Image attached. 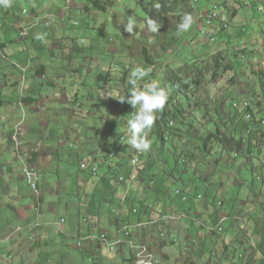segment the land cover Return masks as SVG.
I'll list each match as a JSON object with an SVG mask.
<instances>
[{"label": "rangeland", "instance_id": "1", "mask_svg": "<svg viewBox=\"0 0 264 264\" xmlns=\"http://www.w3.org/2000/svg\"><path fill=\"white\" fill-rule=\"evenodd\" d=\"M92 1L94 0H11L9 8L5 9L0 6V45L5 44L4 48H0V102H4V105L0 107V112L3 114L5 110H15L17 107L22 95V86H14L13 83L18 79L21 85L20 75L22 74L32 75V78L28 79L27 83L25 82L27 86L41 92L44 91V81L36 74L37 67L45 66L48 79L61 85L57 93L58 99L53 103L50 101L48 104L50 108L55 105V109H59L60 114L58 115L54 111L45 114V117L50 119L46 136L49 137L56 133L55 139L49 141L50 148L61 152L60 157L55 156L54 160H50L49 163L55 165L57 171L52 173L48 170L47 173L40 174L41 183L46 191L59 184V194L46 195V203L50 202L51 205H38L34 209L31 190L26 181L24 180V183L23 179L19 178L25 198L21 196L18 198L20 203H17L20 207L32 206L28 214L33 219L34 228L30 227L28 233L32 234L30 235L32 239L29 237L28 242L40 240L39 235L35 234L39 230L38 227L44 222L51 244L48 251L44 255H40L37 262L34 260V256L29 254L27 260H16L13 264H99V260L92 262L76 251L81 236L93 238L89 245L98 249L99 255L97 256L100 257L102 264H122L117 253L111 252L104 246L99 247L100 241L97 238H99L101 229L97 227L98 225L90 228L86 226L83 229L86 233L75 234L78 224L72 226L68 222V211H71L76 203L80 202L75 197L78 194L80 182L81 180L88 182L85 177L89 174L80 172V165L82 162L91 164L94 160L90 156L85 157V154L80 152L82 146L80 141L65 137L70 132L74 138L79 131L82 133V139L94 140V143H97L93 145V148L99 149V157L105 155L109 149H113L117 145L120 146L119 142L123 145L125 142L122 140L121 134L129 139L128 120L136 112V109L127 103L132 88L128 79L131 71L136 67H143L148 71V76L138 81V86L143 87L145 83L155 80L160 83L161 87L170 89V95L163 110L157 114L158 118L153 128L148 133L152 146L149 151L144 152L143 166L149 169V172L146 173V181H149L150 185L146 188L144 184L132 186L131 195L137 196L134 208L141 209L140 203L148 202L157 208L154 214H165L164 204L153 203L157 195L155 193L148 194L153 192L152 190L156 187L157 193L163 192L164 196V192H166V197H170L173 203L184 211L202 212V206L205 205V210L208 206L210 210L203 211V213L208 218L209 213L214 212L213 226L217 224L220 213H229L232 218L241 217L246 220L248 228L252 232L250 224L256 226L255 229L259 232L254 235L257 234L258 243L263 245L264 238L261 240L259 236L264 232V197L262 198L264 195V174L259 175V180H256L255 172L259 164L264 169V140L259 139L257 143L256 159L260 161L258 164L253 160V157H248L245 161V158L240 156L235 163L229 164L228 162L224 166L221 162L223 163L222 158L226 157L227 151H223L224 148L216 141H213L208 147L212 148L209 150V154L202 153L200 148L206 135L215 131L213 122L222 126L220 120L229 121V117L223 114L220 115L219 120L216 119V116L211 115L214 113L213 109L216 104L223 100L224 95H228L227 112L234 114L230 106L232 102L238 101L239 93H242L245 88L254 85L246 79V74L250 70L256 72L254 58L238 59L237 57L243 52V46L250 51L259 48L256 43L262 33V27H264L261 25L263 17L257 12L255 14L253 10L244 11L246 14H239L233 20V26L230 29L218 34L216 44H209L205 35L201 32L197 35L196 31L200 30L199 25L203 14V11L200 10L208 7L212 0H198L191 28L184 32L180 31V34L172 31V28L175 27V18H170L169 25L160 27L158 33L150 32L144 21L145 14L141 7L137 6V2L139 3L140 0H99L103 4L108 2L106 13L96 10ZM144 2L147 5L148 0H144ZM238 11L239 8L232 9V13ZM178 15L184 16L180 11H178ZM129 17H134L136 20L132 34L123 30ZM24 33L25 36L22 35ZM146 48L152 55V64L145 61L143 52ZM263 53L264 50L261 51V57H264ZM218 54H222L225 62L242 64L241 67L237 65V73H228L214 82L212 63L213 57ZM205 69L203 86L195 92L196 97L193 96L192 103H196L197 98L200 97L203 105L207 104L208 107L203 106L202 109L191 106L189 108L180 95L171 90L169 85L165 86L166 83L168 84L167 73L181 71L184 73L182 76L185 74L196 76L197 71ZM11 72H15L14 75L17 78L11 75ZM232 75L234 80L231 81L229 78ZM62 91L67 94L68 101L66 98L64 100L65 96ZM50 92L53 93V90ZM120 97H125V102L118 101ZM253 103L256 106L259 104L255 97ZM176 108L186 110H183L181 115L185 124L169 118L168 121H173L175 125L172 126L169 123V128H164L165 126L159 119L162 112L165 110L176 111ZM92 109L95 116H87L86 114ZM17 110L20 111L19 108ZM257 111V118L263 119L264 107ZM168 113L172 115L171 112L168 111ZM207 113L210 117H207ZM18 114L20 115V113ZM26 114L32 117L31 113L26 112ZM260 114L263 117H260ZM31 117H28V120L34 121L35 124L36 120ZM54 118L58 119V122L55 123ZM261 125L264 127V120ZM32 127H35L32 131L34 140L38 139L40 135L35 136L40 131L37 125ZM72 127L73 129H70ZM161 135L164 136L163 141L160 138ZM106 139L111 141L106 142ZM19 140L24 141L20 136ZM11 142L13 151L15 142ZM58 142L63 144L61 150L58 148ZM0 145L8 151V141L2 140ZM128 146L130 145L128 144ZM130 149L131 152L136 151L131 146ZM1 151L0 149V153ZM12 158L10 153L0 156V161H7L6 165L9 168H16L18 175L23 176L24 167L22 164L18 167L17 163L11 160ZM94 166L98 168V176L101 178L106 173V168L102 163H97ZM210 172L215 173L210 176ZM220 173L224 174L225 188L228 192L225 198L226 204L221 209L216 207V200L218 202L222 199L219 189ZM204 174H206L205 177ZM170 175H174L177 179L174 180V177L171 179ZM151 176L156 181L155 185L153 182L150 183ZM109 177L107 183L99 179L90 181L89 186L91 190L89 200L95 199L99 206L103 205L101 201L104 199L111 203L109 213L102 211L104 217H113L112 211H119L120 203L117 198L123 197L126 191L118 190L113 173ZM16 182L17 179L13 180V183ZM206 183L214 184L211 185L209 191L205 187ZM217 183L218 185H216ZM176 190L183 191L189 199L188 202L184 203L181 198L176 196ZM199 196L203 198L207 196L208 199L199 200ZM130 198L131 196L128 199L127 207ZM39 207L45 216H38ZM52 207H55V217L50 212ZM127 207L123 210L125 211ZM88 208L89 210L87 208L84 210H93L90 203ZM74 212L84 214V211L80 209H75ZM87 215L92 217L91 213ZM168 218V224L181 221L180 218L179 221H176L172 216ZM31 219L28 221L31 222ZM63 220H67V223H63ZM191 222H193L192 218L187 222L192 227ZM261 222L263 223L261 224ZM3 223L0 220V225ZM229 224L228 222L225 228H228ZM24 225L22 223L20 226L24 227ZM64 225L71 229L68 231L70 238L60 235ZM10 228L14 229V227ZM200 228V226L194 228L193 240H189V236L183 232L184 229L179 227L177 230L178 242L171 246L160 245L157 250L150 246V250L157 256L159 254L161 256L163 251V254L168 257L164 264H195L197 258L194 256V249L197 246L199 249L197 256H200V261L211 260L213 264H218L221 260L220 263H225V260L221 258L224 253L221 254L220 247L225 243L223 237L226 240L227 236L225 234L222 236L208 235ZM200 230L203 234H200L201 241L198 238ZM235 230L231 233L232 236L235 239H239L241 236L243 239L242 231L237 228ZM156 233L163 232L157 229ZM184 235L188 241L185 240ZM235 252L237 255L238 251ZM66 254L71 255L68 262L64 260ZM0 255L4 256V253L0 252ZM124 260L126 264H129L125 256ZM227 261L231 262V260Z\"/></svg>", "mask_w": 264, "mask_h": 264}, {"label": "crops", "instance_id": "2", "mask_svg": "<svg viewBox=\"0 0 264 264\" xmlns=\"http://www.w3.org/2000/svg\"><path fill=\"white\" fill-rule=\"evenodd\" d=\"M40 68V67H38ZM15 72H11L10 74L13 75L15 78H17L14 75ZM9 75V74H7ZM24 75V74H23ZM23 75L21 76V85H20V81L17 79V81H15L13 83L14 86H22V91H21V99L20 101L17 103V107L15 108V110L12 109H8L4 111V113L2 114L0 112V141H8L9 146H8V151H6V149H3L2 146L0 145V149L2 150L0 153V156L3 155H8V154H12V159L14 160V154L12 151V147H13V143L12 141V137L15 134V132L19 131V136L22 138V140H24V144H25V148L27 150H30L33 152V163L36 165L38 172L41 173H47L48 170L50 172H55L57 171L55 168V165L49 164L50 160H54L55 156H59L61 152L59 151H54L50 148V144L49 141L53 140V138L55 139L56 133L51 134L49 137L46 136L47 131H48V120L47 117H45V114L49 113V112H53L56 114H60L59 113V109H55V105L50 106L48 105L50 101H52V103L57 99L55 97V95L59 92L61 85L58 82L55 81H51L49 80L48 82H44L43 87L45 88L44 91H38L35 90L33 88H30V86H27L26 83L28 82V79L32 78V75L26 74V79L27 82L25 83V81L23 82ZM25 83V85H24ZM53 90V93H51L50 91ZM64 93V100L66 98V101H68V97L67 94L65 93V91H62ZM52 94H54V96H52ZM65 102V101H62ZM8 104V103H6ZM4 105V102H0V107H2ZM17 108L20 109V111L17 110ZM1 111V110H0ZM27 113H31L32 117H34V119L36 120V123L34 124V121H29L28 117H31L29 115L26 114ZM20 113V115L18 114ZM87 116H95V113L93 112V109L90 110L89 113L86 114ZM31 117V118H32ZM29 121V122H28ZM55 123L58 122V119L54 118ZM37 125V128L39 129V133L35 136L39 138L34 140L32 131L33 128L32 126ZM39 126V127H38ZM19 128V130H18ZM70 129H73L70 128ZM82 133H80L79 131H77V135L73 138L71 133H67L65 138H72L75 139L77 141H80V143L82 144L81 148H80V152L82 154H85L84 156H90L91 159L95 160H99V158L102 157V155L99 157V152H98V148L95 147L93 148V145L97 144L96 142L94 143V140H90V139H82ZM113 139V138H112ZM115 139V138H114ZM33 140V141H31ZM105 140V139H104ZM110 139H106V142H110ZM112 141H116V140H112ZM66 143V142H65ZM63 146V144H59L58 142V148L59 150H61V147ZM14 150V149H13ZM123 151V150H122ZM16 162V161H15ZM7 161H0V220H2L4 223L2 225H0V252L4 253V256L0 255V263L1 264H13L16 260H22L25 261L27 260V258H29V254H32L31 256H34V260L37 262L38 259L40 258V255H44L45 252L48 251L49 247H50V242L48 239L49 236V232L47 230H45L46 224L44 222L41 223V225L38 227L39 230L36 231L35 235H39L40 240L38 241H31L28 242V238L31 237L29 234V230L30 227H32V229L34 228L33 225V219H31V217L29 216L28 212L29 210L32 209V206H27L24 205L22 207L18 206L17 203H20V201L18 200V198H21V196H23V198H25L24 193L22 192V189L20 187V182H19V178L23 179L24 181V177L22 175H18V172L16 170V168H9L6 165ZM18 167L20 166L18 162H16ZM221 164H223L221 162ZM6 168V169H5ZM82 173H87L89 174L88 176L86 175L85 178H87L88 182L85 180H81V184L79 186V191L78 194L75 195V197L77 199L80 200V202L76 203V206H74L75 209H80L84 211V214H77L74 212V210L72 209L71 211H68V222L71 223L72 226H76L78 224L77 227V231L76 233H81V232H85L83 229L87 226L88 228L90 227H94L95 225H98L97 227L100 229H107V230H111L112 228V222L109 221L108 217H104L102 216L103 213L99 214L101 211H103L105 208H109V204L110 201H105L103 202V205H101L99 207V205H97V203H93L95 200L91 199L89 200V196H90V181H98V178H94L90 173L88 172H83L80 171ZM217 172V171H216ZM213 173L215 172H210V176L213 175ZM224 173V172H223ZM220 173V180L221 183L220 184V191H221V196L223 198H226L227 195V190L225 188V179H224V174ZM206 176V174H204V177ZM14 178V179H13ZM170 178L172 179V177L170 176ZM177 178V177H176ZM17 179L16 183H13V180ZM210 179V177H209ZM175 180V179H174ZM210 181V180H209ZM204 182V181H203ZM25 183V181H24ZM88 183V184H87ZM17 184V185H16ZM211 185H214L212 183H206L205 187L208 189V191L210 190ZM218 185V183L216 184ZM157 189V188H156ZM41 190H42V194H43V201L37 200L36 198H34L32 195L31 197L34 200V206L33 208L36 209V206H38L39 204L41 205H51L50 202L46 203V195H50L53 193L59 194L60 191V185L56 184L54 188L52 189H48L46 191V188L44 187V185H41ZM153 192H149L148 194H152L155 193L156 196V201L158 200L159 204H164L165 208L169 207V206H176L173 201L170 199V197H166L165 194L163 196V192H155L154 190H152ZM165 193V192H164ZM119 200V198H118ZM164 200V201H162ZM90 201V202H89ZM89 203L92 205L93 210L91 211H86L84 210L85 208H88ZM107 204V205H105ZM148 202L145 204L147 205ZM153 205V204H152ZM101 208L100 212L99 209ZM205 208V205L202 206V212L200 211H196L195 213H192L191 210H189L190 214L192 215L193 218H199L198 220H202L203 223L208 224L211 226V224H213L214 222V217L210 216L209 213V217L206 218L205 214L203 213ZM103 209V210H102ZM154 209L156 210L157 208L154 207ZM182 210V209H180ZM207 210V209H206ZM183 211V210H182ZM50 212L52 213V216H56V212H55V207H52ZM205 212V211H204ZM88 213H91V218L87 215ZM45 216V214H43V211H41L38 216ZM208 215V214H207ZM87 217V218H85ZM176 221H179V217L177 216H172ZM220 216H218L219 218ZM13 218V219H12ZM42 218V217H41ZM84 219V221L82 222V220ZM31 219V222H29L28 220ZM169 219V218H168ZM87 220V221H86ZM90 220V221H88ZM193 221V220H192ZM219 221V219H218ZM188 221H180V222H172L171 224H169L167 227L165 226L162 231L166 234V240L167 242H164L161 238H158V236H155V233L153 232H148L147 230L145 231H139V234L143 237V235L146 238V240L150 241L152 243V246L154 247L155 250L159 249L160 245L164 246L165 244H167L168 246H171L172 244L176 243L179 241V237H178V233L177 230L179 229V227H182L184 229V233H186L187 236H189V240H193L192 237V232L194 230L195 227L200 226L198 225L195 221L191 222L193 224V226L191 227V224L187 223ZM25 224L24 227H21V224ZM67 223V220H66ZM244 224V225H243ZM238 223L236 224L235 222H230L229 227L226 228V233L225 235L227 236V239L225 240L223 237V242H225L224 244H222L221 248V254L224 253V255L222 254L221 258L222 260H225V263H220L221 260H219L218 264H248L249 262H252L253 260L251 259V256H249V258L247 259H243V260H239L236 252L238 251L240 252L243 242L244 245H248L251 244L246 236V231L249 230L248 227H246V224L248 226V223H246V221H244V223ZM251 229L253 230V234L254 233H258L259 230L255 229L256 226L250 224ZM155 230H153L154 232H156L157 228H159V225H155ZM10 227H14L10 228ZM161 228V227H160ZM240 229V231H242L243 239L241 238V236L239 237V239H235L234 236H232V232L236 231L235 229ZM201 229V228H200ZM264 229V228H263ZM71 230L67 227H65V225L63 226L62 231L60 232V235L65 237V238H70L71 236L68 234V231ZM202 230V229H201ZM200 230L199 236L198 238L200 239V241L202 240V237H200V234H202ZM202 231H206V230H202ZM32 232V231H31ZM89 233V231H87ZM207 232V231H206ZM154 236L153 238L151 236ZM203 235V234H202ZM257 234L254 235L255 237V242L258 244L259 247V243L257 242L258 237H256ZM185 236V235H184ZM196 238V237H195ZM262 238H264V232L262 233V235L259 236V239L262 240ZM32 239V237H31ZM185 240L188 241V239H186L185 236ZM260 240V241H261ZM264 241V240H262ZM195 242V241H194ZM150 243V244H151ZM76 245V244H75ZM264 248V244L262 245ZM99 247L100 244H99ZM198 247L196 246V249H194L195 255L196 256V261L195 264H207V262H210L211 260H208L207 262L205 261H200V256H197L198 253ZM76 251L81 253L82 251H80V249L76 248ZM84 255L87 258H89L92 262H96V260H99V264H102V261L100 260V257H98L97 255H99L98 249L95 247H93L92 245H85V248L83 249ZM167 252V251H166ZM82 254V253H81ZM231 254V255H230ZM233 254V255H232ZM70 254H66L65 256V262H68L69 258H70ZM125 259L129 262L128 260V255L127 253L124 254ZM160 256V254H159ZM164 256L165 259L167 260L168 257L167 255L161 254V257ZM26 257V258H25ZM248 257V256H247ZM118 258L121 260V258L118 256ZM227 260H231V262H228ZM167 262V261H166ZM131 264V263H130Z\"/></svg>", "mask_w": 264, "mask_h": 264}, {"label": "clouds", "instance_id": "3", "mask_svg": "<svg viewBox=\"0 0 264 264\" xmlns=\"http://www.w3.org/2000/svg\"><path fill=\"white\" fill-rule=\"evenodd\" d=\"M198 2H199L198 0H192L193 6H194V11H195L194 16L196 15V10H197L196 5H198ZM215 2H216V0H212L208 7H204L203 10L202 9L200 10V11H203V14L201 16V24L199 25L200 30L196 31L197 35H199L200 32L203 33L206 36V38H207L206 40H208L209 44H211V43L216 44L218 42V39H217L218 34L222 31H226V30L230 29V27L233 26V20L236 19L239 16V14H246V12H244L246 10H242V9H239L238 12L232 13V11H231L230 14L229 13L224 14V16H226L228 19V28L227 29H221V30L217 31L216 34L214 35L215 41L212 42L210 35H209V29L205 25V21H206V18L208 16L209 12L211 11V8L215 4ZM0 6H2L5 9L9 8L11 6V0H0ZM157 7H159V5H157ZM221 13H223V12H221ZM192 22H193L192 16L190 14H185L182 17L181 22L177 25V29L179 31H187L188 29L191 28ZM135 24H136L135 18L129 17L127 24L124 25L123 30L129 34H132L134 31V25ZM76 25H77V23H76ZM147 27H148V30L150 32L158 33V30L161 27V25H159L155 20L148 18L147 19ZM22 35L25 36L26 34L24 33ZM242 50H243V52L240 53L239 57H237V58L238 59H240V58L246 59V58L252 57V58H254L253 62H255V65L257 67V64H258L257 61L259 60V56H257L256 48L254 50L250 51L243 46ZM250 52H251V54H250ZM237 63H239V62H237ZM240 64H242V63H240ZM39 69L40 68H38V67L36 69L37 76L41 77L42 81L48 82L49 79H48L47 74H46L47 73L46 67H45V71L41 74H38ZM237 69H238V67L236 68V70L229 72V74L235 73V72L237 73ZM146 76H148L147 70H145L143 67H136L134 70L131 71L129 79H128V83L130 85H132V88H131L130 97L127 99V103L130 104L134 109H136V112L132 115L131 119L128 120V130L130 132L129 139H127L126 136H122V140H124V142H125L123 145H122V143L120 144V142H119L120 146L117 145V146L113 147V149H109L105 155H102V157L99 158V160H95L91 164L85 163L88 165V168L86 170L82 169V164H84L83 162L80 165L81 171H83V172L86 171V172L90 173L94 178H98L101 181H104V179H109L110 174L113 173V175L115 176V181H116L117 187L119 188L118 190H120V189L126 190L123 197H120L119 200L117 198L118 202L120 203L119 211L116 212L113 210L112 211L113 217H108L109 221L113 223L111 230L101 229L100 234L105 233V234L109 235L110 237H113V235L115 234V231L118 227H120L124 224L135 225L136 223L142 221V219H140V220H138V222H135V223L130 222L126 217L127 213H124L123 209L125 207H127L128 199L131 196L132 186L133 185L134 186H136V185L141 186L142 184H144L143 183L144 180H146V170H145L146 167L143 166L144 165L143 160L145 157L144 152L149 151L151 149V146H152V142L148 138V133L153 128V126H154V124L158 118L157 114L163 110V108L165 107V105L169 99V95H170V89H168L166 87H161L160 83L158 81H155V80L148 82V83H145L143 85V87L138 86V81L142 80ZM258 76H259V74L254 72L253 74H251L250 79H249V77L246 74V79L250 82V84H252V83L254 84L253 86H248L250 88V93H249L250 101L252 103L254 110L256 111L254 123L253 122L248 123L246 121V116L244 115V113L236 112L233 109V103L234 102L241 103V101L243 99L242 95L244 94L246 88L243 90L242 93L241 92L239 93L238 101H233L232 104L230 105L231 110L234 111V114H232L231 112H227L228 107H226V110H225L226 115L225 116L229 117V121H226L224 123H226V124L230 123L229 125H231L234 122L233 121L234 117L237 116L241 121H244L247 128L245 130V134L242 135L243 145L241 147V150L235 151V149H231V147H229L227 150L226 157L222 158L224 166L227 165L228 162H229V164L235 163L236 160L240 156H243L245 158V161H247L248 157H250V158L253 157L254 158L253 160L256 161V164L260 163V161H257V159H256V152H258L257 151L258 147H256L257 143H258V139L253 138L252 141H250L252 132L258 131V127L260 128L259 129L260 140L261 139L264 140V127L261 125V122H262V120H264V118L263 119L257 118V115H258L257 110H261L264 107V106H259L260 104L264 103V93L262 91V86L264 85V79H260ZM25 79H26V76L24 74L23 75V82ZM230 80L231 81L234 80V76ZM243 86H245V85L243 84ZM257 90L259 91V93H257ZM58 96H59L58 94L55 95V97L57 99H58ZM254 97L259 102V104L257 106L254 105V103H253ZM77 101H78V99H77ZM118 101H120L122 103L125 102V97H120L118 99ZM260 117H263L262 114H260ZM216 119L219 120L218 118H216ZM171 123H173L172 126L175 125L173 121L170 122V125H171ZM249 128H252V131L250 134H247V131ZM18 130H19V128H18ZM16 134L18 135L19 131L15 132L14 135H16ZM18 139H19V136H18ZM244 140L247 141L245 146H244ZM12 141L14 142L13 137H12ZM20 142H22L24 145V147L21 149L22 153L23 154L27 153V152L31 153V159L25 160L24 158H21V159L19 158L18 153L16 152V143L14 144V150H13L14 159L16 162L19 163L20 166L22 164L24 169H25V166L27 164H32L36 168L37 173L39 175V179H40L41 195L39 197H35L33 195L32 196L35 197L37 200H40L43 196L42 190H41L42 183H41L40 173L38 172L36 165L33 163V161H34L33 160V152L30 150H27L25 148V144L23 141H20ZM128 144L132 148H134L136 151L143 152V155H142L141 161H140L141 165L139 167V169L141 170L140 175L138 176V179L130 185V187H128L126 185L119 184L117 182L118 174H123L125 176H127L129 174V167H128L129 160L133 156V154L136 152V151L131 152L130 146H128ZM210 149H212V148H208V151ZM249 150H251L252 152L251 151L249 152ZM223 151H226V150L224 149ZM244 152H245V154H244ZM111 153H114L116 158L114 160V167L108 168L105 164V160H107L109 158ZM185 161H186V159L184 160V163H185ZM97 163H102L103 167L106 168V173L101 178H99L100 176H98V173H99L98 168L94 166ZM216 163H218V162H216ZM92 168H97L98 172L94 174L91 170ZM257 168L258 169L255 172V174H256L255 179L259 180L258 176L261 174H264V169H263L261 164L257 165ZM23 173H24V171H23ZM23 177H24V174H23ZM171 177H174L175 180L177 179L174 175H172ZM24 180H25V178H24ZM146 187H148V186H146ZM181 192H182V196L186 197V201H183V200L182 201L184 203L188 202V200H189L188 197L183 193V191H181ZM175 195H176V193H175ZM176 196H178V195H176ZM182 196H178V197L182 199ZM263 197H264V195L262 196V198ZM198 199L199 200H207L208 197L206 196L205 198H203L202 196H199ZM224 204H226L225 198L222 197V199H220L218 202L216 200V207L217 208L221 209L224 206ZM39 205H41V204H39ZM105 205H107V204H105ZM109 205H111V203ZM145 207H146L145 211H147V214L142 216V217H145L146 220L147 219H156V218H159L160 216L164 215V214H160V215L154 214V212H156L157 209L155 210L154 205H152V204L148 203L147 205H145ZM127 208H126V210L128 211ZM133 209H137L139 211L138 208H134L133 205H130V209H129L130 211L129 212L132 213ZM163 209L165 211V214H170L172 216H180L182 214L188 215V218L183 219L181 221H184V222L189 221L192 218L193 221H195L198 225H200L202 230L207 231L208 235H221L222 236L226 233L225 225L228 222L229 223L235 222L236 224H238V223L243 224L244 221H246V220H244L238 216L232 218V217H230L229 213H225V214L220 213L218 215L220 217H219V221L217 222V224L215 226H213V224H211V226H210L208 224L203 223L202 220L201 221L198 220L199 218H193L189 211H184V210L182 211L177 206L172 205V206H169L167 208L164 207ZM208 210H210V208L207 206V210L204 209V211H208ZM103 212L109 213V208L108 209L105 208L103 210ZM101 213H102V211L99 214H101ZM210 216L214 217V212L210 213ZM222 218H226L225 223L222 225V227L224 228V231L222 233H218L217 231L211 232L209 230V228H212V229L216 228L220 224V221ZM143 220H145V219H143ZM88 221H90V220H88ZM262 223L263 222H261V224ZM168 225H165V226L167 227ZM164 227H162V228L159 227L157 229L159 231L163 232L162 229ZM246 227H248L247 224H246ZM246 236H248L247 239L251 244L244 245V242H243V244H241L242 248H241L240 252L237 253L238 259L243 260L247 256H251L250 260H253V261L249 262L248 264H264V259L260 256V254H261L264 257V248L262 246V243L261 244L259 243V247H258V244L254 241L255 237H254V234L252 233L251 230L246 231ZM163 241L167 242L166 237H165V239H163ZM89 244H91V243H89ZM99 244H100L101 248H102V246H104V245H102V243H99ZM84 248H85V245L83 246L82 249H80V251H83ZM114 253H117V256H119L121 258L122 264H125V261H124L122 255L119 252H114ZM164 263H166L165 257H164ZM207 264H213V263L210 261V262H207Z\"/></svg>", "mask_w": 264, "mask_h": 264}, {"label": "trees", "instance_id": "4", "mask_svg": "<svg viewBox=\"0 0 264 264\" xmlns=\"http://www.w3.org/2000/svg\"><path fill=\"white\" fill-rule=\"evenodd\" d=\"M107 3L108 2H105L103 4L99 0L92 1V5L96 8V10H98L101 13L107 12ZM157 5H159V7H157ZM137 6L141 7V10L144 12L145 14L144 21L146 24H147V19L151 18L155 20L159 25H161V28H163L169 25L170 18H175V22H174L175 27L172 28V31L173 33H177V34H180V31L177 29V25L181 22L182 17H183V15L181 16L178 15V11H180V13H183L184 15L190 14L192 16V19L195 13L192 0H148L147 5H145L144 0H140L139 3L137 2ZM4 47H5V44L0 45V48H4ZM143 54L145 56L146 63L152 64V55L150 54V51L147 48L144 49ZM224 60L225 58H223L222 54H218L217 56L213 57L212 66L214 69V73L212 75V79L214 80V82H216V80H219L223 75L236 70L237 65L238 67H241L240 63L225 62ZM44 71H45V66L39 69L38 74H41ZM204 71H206V69L197 71L196 76H190V75L187 76L186 74L185 76H182L184 73L181 71H179V73H176V72H173L171 74L167 73L166 81L168 82V84L166 83L165 86L169 85L171 90H173L175 93L180 95L182 100L187 103L189 108L191 106H196V108L198 107L202 108L203 106L208 107L207 104L203 105V101L201 100L200 97L197 98L196 103H192L193 96L196 97L195 92L203 86L204 79H205ZM24 81L27 82V79H25ZM262 91L264 93V85L262 86ZM223 97H224L223 100L220 101L218 104H216L215 108L213 109L214 113H211V115L216 116V118H220V115L222 116V114L226 115L225 110L228 105L229 97L228 95H224ZM183 110L186 111L184 108H182L181 110L176 108V111L174 110L163 111L159 119H160L161 124L165 126L164 128H169V123H170V121H168L169 118H171L172 120H177V122L184 123L182 116H181L184 112ZM168 111L171 112L172 115H169ZM207 117H210L208 113H207ZM220 121H221L222 126H220L219 123L217 122H213L215 131L209 132V134L206 135L203 145L200 146L202 153L204 154L210 153V151H208V147L210 146L211 143H213L212 141H216V143H219L226 151L228 150L229 147H231V149H235V151L241 150V147L243 145L242 135L245 134V130L247 128L244 121H241L237 116L234 117V120H233L234 122L231 124V126H228L230 123L226 124L223 122V120H220ZM254 122L255 121L253 120V123ZM259 129L260 128L258 127V131L252 132L250 141H252L253 138L258 139L259 141L260 139ZM122 136H124V134H121V137ZM160 138L162 141L164 140L163 135H161ZM250 151L251 150H249V152ZM105 161H108V160H105ZM147 172H149L148 168H146V173ZM151 179H153V176H151ZM151 179H150V183L153 182V184L155 185L156 181L154 179L153 181H151ZM104 182L107 183L108 180L104 179ZM143 183L145 185V188L146 186L150 185L149 181L147 182L146 180H144ZM154 191L155 192L157 191L156 187ZM164 194H166V192ZM112 196H114V194H112ZM130 199L131 200L129 201L128 208H127L128 211L127 210L124 211V213H127V216L125 214L124 215L127 217V219L130 222L135 223V222H138V220L142 219V216L146 215L147 211H145V208H146L145 203H140L141 209H139V213L138 214L130 213L129 212L130 205L135 206L134 204H135V201L137 200V196L135 194L131 195ZM40 201H43V196L40 199ZM104 201H108V200L104 199L101 201V203H103ZM153 203L154 204L156 203V205H158L159 202L158 200L156 201L155 199ZM100 210L101 208L99 209V212ZM218 236H221V235H218ZM81 253L82 255H84L83 251Z\"/></svg>", "mask_w": 264, "mask_h": 264}, {"label": "built area", "instance_id": "5", "mask_svg": "<svg viewBox=\"0 0 264 264\" xmlns=\"http://www.w3.org/2000/svg\"><path fill=\"white\" fill-rule=\"evenodd\" d=\"M242 9V10H253L255 13L257 12L258 15H261L264 20V0H216L215 4L211 8V11L209 12L206 20H209V35L211 38V41L214 42L215 38L214 35L217 31L221 29H227L228 28V19L224 14L231 13L233 7ZM234 7V8H235ZM223 12V13H221ZM256 45L259 47L257 48V56H259V60L257 61V67H256V73L259 74L260 79H264V57H261V50H264V27H262V33L258 39V42ZM250 70L249 73H247V76L250 79L251 74H253ZM233 78V76H230V79ZM250 88L247 87L245 89L243 96V99L241 103L234 102L233 103V109L236 112H242L246 116V121L248 123L253 122L255 120L256 111L254 110L252 103L250 101L249 97ZM257 93L259 91L257 90ZM259 106H264V103L260 104ZM253 124V123H252ZM252 131V128H249L247 131V134H250ZM13 140L16 143V152L18 153L19 158H24L25 160L31 159V153H22L21 149L24 147L23 143L19 141L18 135L13 136ZM247 141L244 140V146L246 145ZM143 155V152L136 151L133 156L129 160V174L127 176L123 174H118L117 176V182L122 185H126L130 187V185L138 179V176L140 175L141 170L139 169L141 163V157ZM114 160L115 158H112L109 161H105V164L108 168L114 167ZM123 167V166H122ZM121 167V168H122ZM87 164H82V169H87ZM92 172L95 174L97 173V168H92ZM24 178L26 180V183L31 190V193L35 197H39L41 195L40 191V179L39 175L37 173L36 168L32 164H27L24 169ZM176 195L182 196V192L180 190L175 191ZM182 200L186 201V197L182 196ZM40 208H38V211L40 212ZM133 214H138L139 211L137 209L132 210ZM172 215L170 214H164L156 219H147L145 217H142V221L136 223L135 225L130 224H124L120 227H118L115 231V234L113 237H110L109 235L102 233L99 235V238H97L104 247L109 248L111 252H119L123 259L124 254L128 252L129 249L133 247H140L141 248V254H143V246L145 245H152V243L148 240H146L147 237L143 235V237L139 234V231H145L147 230L149 233L153 232L155 233V236H158V238H161L162 240L165 239L166 235L165 233H156L153 230H155V225H168V217ZM179 217L181 220L188 218V215L182 214ZM145 219V220H143ZM226 218H222L220 221V224L212 229L209 228L211 232H218L222 233L224 231V228L222 225L225 223ZM65 223V220L62 221ZM154 237L153 235L151 236ZM93 238L91 236H88L86 238H83L82 236L79 239L78 243V249H82L84 245L89 244ZM151 243V244H150ZM260 256L264 259V257L260 254ZM164 263V256L162 257H152L150 258L149 262H140V257L135 259V264H163ZM126 264V263H125Z\"/></svg>", "mask_w": 264, "mask_h": 264}, {"label": "bare ground", "instance_id": "6", "mask_svg": "<svg viewBox=\"0 0 264 264\" xmlns=\"http://www.w3.org/2000/svg\"><path fill=\"white\" fill-rule=\"evenodd\" d=\"M205 25H206V27H209V20L205 21ZM261 25L264 26V20L262 21ZM261 51H263V50H261ZM263 55H264V53H263ZM171 124L173 125V123H171ZM112 158H116L114 153H111L107 160L109 161ZM161 226H164V225H160V227ZM150 246H152V245L143 246V254H141V248L140 247H133V248L129 249L127 252L129 262L131 264H135V259L139 258V257H140V262H149L150 258H152V257H161L159 255L158 256L155 255L154 252H152V250H150V248H151Z\"/></svg>", "mask_w": 264, "mask_h": 264}]
</instances>
